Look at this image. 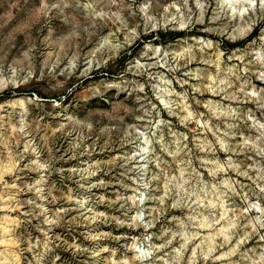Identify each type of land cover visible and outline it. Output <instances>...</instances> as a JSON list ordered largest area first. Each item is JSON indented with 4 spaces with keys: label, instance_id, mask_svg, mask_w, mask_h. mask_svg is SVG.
Segmentation results:
<instances>
[{
    "label": "rangeland",
    "instance_id": "374dc122",
    "mask_svg": "<svg viewBox=\"0 0 264 264\" xmlns=\"http://www.w3.org/2000/svg\"><path fill=\"white\" fill-rule=\"evenodd\" d=\"M231 1L0 0L19 264H264V0Z\"/></svg>",
    "mask_w": 264,
    "mask_h": 264
},
{
    "label": "bare ground",
    "instance_id": "6f19581e",
    "mask_svg": "<svg viewBox=\"0 0 264 264\" xmlns=\"http://www.w3.org/2000/svg\"><path fill=\"white\" fill-rule=\"evenodd\" d=\"M116 0H111V2H115ZM229 3L232 5L234 2L229 0ZM171 5L166 7V13L164 14V23L171 22L173 14H170L169 8ZM91 7V9H90ZM85 8L88 13H92V15L96 16H103L105 12L102 11V8H99V3H86ZM239 14H242L246 10V5L241 4L238 7L235 6ZM141 12L145 15L146 22L151 23L150 27H153V31L158 29V24L160 22L153 21V16L150 15V10L148 4L144 3L140 6ZM114 15L118 16V12H115ZM186 24L185 21H182L181 25ZM121 31V27H118V31ZM161 49V47H156L155 54ZM24 100L21 97H15L10 100H6L0 103V119H1V109L5 106H18L23 105ZM189 114L185 115L188 117ZM15 128V126H13ZM12 129V125H11ZM16 163L12 157L11 152L5 161H0V184L3 182L4 178L12 173L15 169ZM8 185H12V183H8ZM12 192L13 190L6 191L0 195V200L2 202V209H4L3 214L0 217V243L4 246V250L0 251V264H19L21 262V255L20 252L17 250V237L15 234V229L19 224V220L17 217L12 216L10 212L12 211ZM11 204V205H10Z\"/></svg>",
    "mask_w": 264,
    "mask_h": 264
}]
</instances>
